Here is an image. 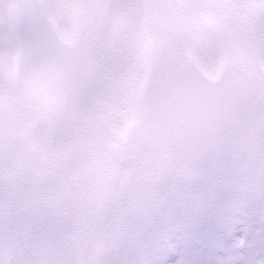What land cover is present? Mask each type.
<instances>
[{
	"label": "snow or ice",
	"instance_id": "1",
	"mask_svg": "<svg viewBox=\"0 0 264 264\" xmlns=\"http://www.w3.org/2000/svg\"><path fill=\"white\" fill-rule=\"evenodd\" d=\"M0 264H264V0H0Z\"/></svg>",
	"mask_w": 264,
	"mask_h": 264
}]
</instances>
